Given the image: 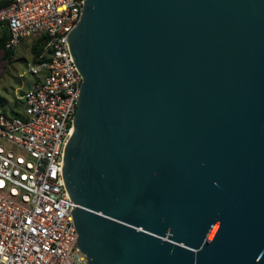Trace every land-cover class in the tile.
<instances>
[{"label":"water","instance_id":"water-1","mask_svg":"<svg viewBox=\"0 0 264 264\" xmlns=\"http://www.w3.org/2000/svg\"><path fill=\"white\" fill-rule=\"evenodd\" d=\"M67 39L88 264H264V0H83Z\"/></svg>","mask_w":264,"mask_h":264},{"label":"built area","instance_id":"built-area-1","mask_svg":"<svg viewBox=\"0 0 264 264\" xmlns=\"http://www.w3.org/2000/svg\"><path fill=\"white\" fill-rule=\"evenodd\" d=\"M83 0H11L0 6L6 48L23 38L39 49L27 64L35 81L21 115L0 111V264H88L78 249L61 181L82 76L69 47Z\"/></svg>","mask_w":264,"mask_h":264},{"label":"rangeland","instance_id":"rangeland-1","mask_svg":"<svg viewBox=\"0 0 264 264\" xmlns=\"http://www.w3.org/2000/svg\"><path fill=\"white\" fill-rule=\"evenodd\" d=\"M30 41L23 38L14 46L13 53L7 57L0 49V111L10 114V109H20L19 96L30 87L35 75L27 70V64L32 55L29 49Z\"/></svg>","mask_w":264,"mask_h":264},{"label":"trees","instance_id":"trees-1","mask_svg":"<svg viewBox=\"0 0 264 264\" xmlns=\"http://www.w3.org/2000/svg\"><path fill=\"white\" fill-rule=\"evenodd\" d=\"M9 1L11 0H0V6L8 3ZM8 37H9L8 31L4 27H0V49L3 50V52L5 53L7 57H10L11 54L13 53V49L5 47V41ZM38 49H39V46L37 44H33L31 48L32 58L37 53ZM10 114L16 116V115H21V112L19 109L11 108Z\"/></svg>","mask_w":264,"mask_h":264},{"label":"crops","instance_id":"crops-1","mask_svg":"<svg viewBox=\"0 0 264 264\" xmlns=\"http://www.w3.org/2000/svg\"><path fill=\"white\" fill-rule=\"evenodd\" d=\"M34 81H35V80H34ZM31 86H32V85H31ZM31 86H30V87H31ZM28 88H29V87H28Z\"/></svg>","mask_w":264,"mask_h":264}]
</instances>
